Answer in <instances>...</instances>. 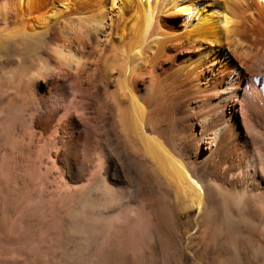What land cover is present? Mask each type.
I'll use <instances>...</instances> for the list:
<instances>
[{
	"label": "bare ground",
	"instance_id": "obj_1",
	"mask_svg": "<svg viewBox=\"0 0 264 264\" xmlns=\"http://www.w3.org/2000/svg\"><path fill=\"white\" fill-rule=\"evenodd\" d=\"M41 40L14 94L35 102L63 76L70 112L0 132L30 173L0 185L17 195L5 264H134L159 245V211L178 229L197 213L186 243L203 226L219 264H241L242 239L264 264V0H0V53Z\"/></svg>",
	"mask_w": 264,
	"mask_h": 264
},
{
	"label": "rangeland",
	"instance_id": "obj_2",
	"mask_svg": "<svg viewBox=\"0 0 264 264\" xmlns=\"http://www.w3.org/2000/svg\"><path fill=\"white\" fill-rule=\"evenodd\" d=\"M41 42L42 44H40ZM40 43L36 42L30 46L9 49L0 53V132L7 131L13 125L15 126V124L18 129H22L25 126L28 116L29 118L30 116L34 118L35 130L47 127L50 124V117L52 114L54 115L53 106L57 103L58 106H61L60 113H57L58 116L70 112L72 91L67 87L68 79L63 76H58L55 79L56 81H54L55 85L53 84L48 91H38L35 102L26 100L21 95L14 94L10 81L17 80L25 74L34 73L39 64L46 62L45 44L47 42L41 40ZM83 129L84 127L78 124L76 117L66 120L63 126L64 134H62V141L65 144L64 148L66 152L70 153L75 148L76 137L74 136ZM108 129L111 132L113 131V127L108 126L106 130ZM0 141V154H2L0 156V185L7 184L10 182L9 180H19L24 175L30 176V173L25 174L23 170L20 171L22 167L19 162L12 159V154L9 153L10 147L8 146L11 141L10 136L3 134L0 136ZM16 163L20 166L17 167L18 165ZM131 167L127 166V169H131L133 182L138 185L140 183L138 179V162ZM155 191V188H145V193L148 195L153 194ZM16 198L17 195L15 196L13 191L9 196L5 192L4 195H0V213H6L8 216H11L14 208V204L12 205L13 208L11 206V200L13 203ZM197 216L198 214L194 212L182 217L180 220L181 229H178L167 216L161 214V211H159L154 221L159 237V245L153 255L146 256V258L138 250V255L133 257L134 264H136L135 262H138V264H219L218 247L215 242L211 241L210 232L206 231L204 233L203 226L200 229L203 230V234L200 233L192 241V244L190 243L191 245L189 244L188 246L186 243L183 226L196 224ZM5 221L7 226L8 219L6 218ZM3 232L0 231V247L6 246V242L3 239V236H5ZM244 240H238L237 242V253L241 264H246L249 261L248 254L245 252ZM4 256H6L4 251L0 249V264L6 263L2 260Z\"/></svg>",
	"mask_w": 264,
	"mask_h": 264
}]
</instances>
